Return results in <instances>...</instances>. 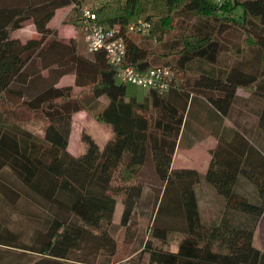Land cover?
Listing matches in <instances>:
<instances>
[{"label": "trees", "instance_id": "trees-1", "mask_svg": "<svg viewBox=\"0 0 264 264\" xmlns=\"http://www.w3.org/2000/svg\"><path fill=\"white\" fill-rule=\"evenodd\" d=\"M73 3H0V264H144L145 254L147 264H264L254 245L264 213V0L102 2L96 20L120 26L122 66L173 73L166 91L140 99L103 51L85 53L77 35L48 26L69 5L63 21L80 31ZM28 19L39 37H14ZM139 19L148 33L125 32ZM65 75L73 82L58 86ZM21 108L40 114L42 137L11 119ZM81 110L111 137L100 146L84 132L85 150L73 155ZM206 136L217 141L204 175L173 166L178 147ZM201 181L218 198L207 219Z\"/></svg>", "mask_w": 264, "mask_h": 264}, {"label": "rangeland", "instance_id": "rangeland-1", "mask_svg": "<svg viewBox=\"0 0 264 264\" xmlns=\"http://www.w3.org/2000/svg\"><path fill=\"white\" fill-rule=\"evenodd\" d=\"M237 12H241V11L238 9ZM65 17L66 16H64L63 19H65ZM58 24L61 26L60 31L58 30L59 32L58 35L61 36V38L63 39H65L70 33L77 35L80 40L82 50L86 53V47L83 40V33L81 32V29L79 31L74 25L64 21L61 23L59 21ZM247 44H250L249 39L247 40ZM178 78L180 79V76H178ZM74 91L78 92L80 90L74 87ZM147 91H148L147 89L141 88L139 86H135L132 84L127 85L128 94L134 95L138 99L142 98L147 93ZM241 93L244 94L242 91ZM103 99H104L103 101L105 102L106 99L105 98ZM3 109L0 108L1 113L3 112ZM15 113H16L15 118L13 117L11 119L18 122V124L20 125L28 127L36 135H39L41 133L40 128L42 127V121H41L42 118L38 114H34V113L32 114L22 109H17ZM84 132L90 134L100 146H102L111 137V130L109 126L103 122L97 121L92 113H89L86 110H81L74 113L72 119V130H71L69 148L74 152H78V154L84 152L85 150V144L81 139L82 134ZM206 158L207 155L205 151V146H197L196 148L190 151L181 147L175 153V156L173 158V166L180 167L183 166V164L190 162V164L193 163L197 168L202 169V167L206 162ZM199 197H200L199 202H200L201 215L203 219H207L212 209L216 205H218V198L214 194L209 192H205V193L200 192ZM120 211L121 209L119 210V206H118L115 213H120ZM0 213L4 217V210H0ZM254 245L260 249L256 232L254 235ZM171 248L173 249L174 246H171ZM143 260H144L143 263L147 264L148 261L147 254L144 255ZM122 264H130V263L125 262Z\"/></svg>", "mask_w": 264, "mask_h": 264}, {"label": "built area", "instance_id": "built-area-1", "mask_svg": "<svg viewBox=\"0 0 264 264\" xmlns=\"http://www.w3.org/2000/svg\"><path fill=\"white\" fill-rule=\"evenodd\" d=\"M106 0H80L72 7L80 6L79 26L83 33L86 51L93 53L103 51L111 65L118 66L117 78L125 84H132L144 89H153L162 93L167 90L172 78L169 68H150L138 71L131 66H122L125 57V44L120 26L104 27L96 20L95 9ZM150 25L139 19L126 26L125 32L148 33Z\"/></svg>", "mask_w": 264, "mask_h": 264}, {"label": "crops", "instance_id": "crops-1", "mask_svg": "<svg viewBox=\"0 0 264 264\" xmlns=\"http://www.w3.org/2000/svg\"><path fill=\"white\" fill-rule=\"evenodd\" d=\"M28 1L30 3L36 5V4H40V3H43V2H46V1H49V0H0V3L2 5H4V2L8 3V4L18 3L21 6H25ZM69 10H70V6L69 5L57 8L55 10L54 15L52 16V18L48 22V26L50 28L57 29V31L58 30L60 31V27L61 26L58 24V22L59 21H60V23L63 22L62 20H64L63 18H64V16H66V14H67V12ZM12 34H13L14 37L19 38L21 40H25V39H28V38H38L39 37V34L36 32V29H35V26H34V23H33L32 19H28V20H25L24 22H22L21 27L18 28L17 30H15ZM58 34H59V32H58ZM73 36H74V34L70 33L65 39H69V38H71ZM43 74L45 75L46 72L44 71ZM72 82H73L72 76L71 75H65L62 78H60V80L58 82V86L59 85H70ZM22 110H24V109H22ZM31 113L33 114V112H31ZM38 115L40 116V114H38ZM72 119H73V116H72ZM41 121H42V127L40 128L41 133L39 135H37V136H41L42 137L44 122H43V120H41ZM226 123H228V125L230 124L228 120H226ZM17 124H18V122H17ZM22 127L26 128L27 130L32 132L28 127H25L23 125H22ZM71 130H72V124H71ZM32 133H34V132H32ZM70 137H71V133H70ZM70 137H69V144H70ZM216 141L217 140H216L215 137L206 136L204 139H202V140H200L198 142H195L191 148L186 149V150L190 151V150L196 148L197 146H205V151H206L207 158H206V162H205L204 166L202 167V169L197 168L195 166V164H193V163L190 164V162H187L186 164H183V166H180V167L192 168V169L197 170L201 175H204V173L207 170V167H208V164H209V161H210V157H211L209 151H210L211 148L214 147V145L216 144ZM69 144H68V151L71 154H73V155H77L78 152L72 151L69 148ZM179 149H180V147H178L176 149V151H178ZM174 156H175V154H174ZM172 164H173V162H172ZM200 192H204V193L205 192H209V193H212V194L215 195V191L213 190V188L209 184L205 183L204 181H201L197 185L196 193H197V197H198L199 200H200V197H199ZM118 206H119V210H120L121 209L120 201L117 202L116 208H115V211H114V215H113V219H114L115 222H118L119 217H120V213H115ZM3 210H4V208H3ZM1 216H3V215H1ZM3 222H4V220H3ZM256 234H257V239H258V243H259L260 249H261V251H264V213H262V215H261V217H260V219L258 221L257 228H256Z\"/></svg>", "mask_w": 264, "mask_h": 264}]
</instances>
